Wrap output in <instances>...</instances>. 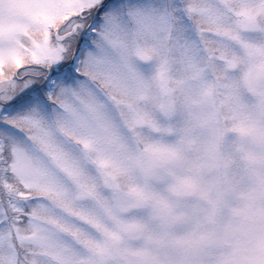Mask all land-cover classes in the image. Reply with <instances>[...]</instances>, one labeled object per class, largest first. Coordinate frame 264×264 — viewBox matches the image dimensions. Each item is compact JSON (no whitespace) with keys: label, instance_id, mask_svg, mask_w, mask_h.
Returning <instances> with one entry per match:
<instances>
[{"label":"snow or ice","instance_id":"snow-or-ice-1","mask_svg":"<svg viewBox=\"0 0 264 264\" xmlns=\"http://www.w3.org/2000/svg\"><path fill=\"white\" fill-rule=\"evenodd\" d=\"M0 264H264V0H0Z\"/></svg>","mask_w":264,"mask_h":264}]
</instances>
